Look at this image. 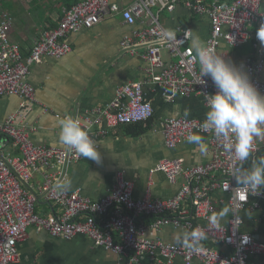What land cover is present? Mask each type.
Segmentation results:
<instances>
[{
  "label": "built area",
  "instance_id": "2783aa9c",
  "mask_svg": "<svg viewBox=\"0 0 264 264\" xmlns=\"http://www.w3.org/2000/svg\"><path fill=\"white\" fill-rule=\"evenodd\" d=\"M23 0H0V101L5 97L22 99V113L0 121V264H19V244L26 240L31 227L47 231L54 237L66 241L78 236L89 237L98 246L118 255L128 257L123 264H176L179 258L187 264L201 261L204 264H250L253 257L264 255V242L258 231L245 232L242 213L252 203V198L261 196L256 191L240 188L232 177L234 169H247L253 160L264 157V143H254L248 161L240 162L222 147L211 131H201L203 121L170 119L165 124V140L170 150L187 142L189 134L209 138L212 159L206 164L186 167L183 159H164L152 171L164 173L180 191L170 199H145L135 197V183L125 172H119L113 190L100 201L83 195L80 191L66 192L55 188L57 183L69 181V168L84 157L67 147L33 143L31 131L19 122L25 120L28 105L36 102V91L28 79L31 69L45 59L61 60L72 50L67 40L71 35L92 30L106 18L121 14L126 24L137 30L122 44L123 50L139 56L147 63L149 85L159 87L169 103L180 98L203 97L215 92L212 81L201 76L198 60L191 46L194 36L191 28L181 27L176 40L156 43L165 30L162 16L175 13L179 0H136L128 9L113 3V0H79L71 9L64 10L58 28L45 32L41 41L35 43L29 57L22 55L19 46L13 44L10 35L14 27L12 14L6 5ZM263 0H236L224 4L221 0H187L186 6L194 16H209L212 21L210 42L217 54L227 46L237 50L250 41L249 29L260 21ZM158 9L156 14L153 10ZM166 53L170 56L169 65ZM251 82L264 95V83L260 81L262 64L252 60L245 63ZM145 83L125 85L118 91L115 102L106 110L98 109L84 118L82 125L98 144L110 132L128 126L148 124L155 118V109L146 101ZM205 99V98H204ZM106 125V129H103ZM101 127L95 132L96 127ZM39 173L44 182L38 192L27 185ZM229 196L231 218L227 224L219 222L213 226L208 218L219 215L215 202L216 193ZM43 197L57 203L62 213L48 218L40 216L37 206ZM146 220L151 221L146 223ZM182 228L185 232L200 227L206 238L200 242L199 250L192 251L181 243H168L161 238L148 236L149 230L161 232L164 227ZM210 242L225 247L227 251L214 248Z\"/></svg>",
  "mask_w": 264,
  "mask_h": 264
},
{
  "label": "crops",
  "instance_id": "0c3cea01",
  "mask_svg": "<svg viewBox=\"0 0 264 264\" xmlns=\"http://www.w3.org/2000/svg\"><path fill=\"white\" fill-rule=\"evenodd\" d=\"M66 1L73 0H23L20 6L19 18L22 19L18 34L23 57L31 54L35 43L43 38L45 32L58 28L63 19ZM136 0H113L122 10H128ZM180 4L171 19L162 16L165 29L175 34L179 28H191L194 35H199L203 41H210L212 36V21L209 16H194L186 6L187 0H179ZM214 0H209L211 4ZM224 4H233L236 0H221ZM33 5H46L45 20L39 26L33 22L34 15L29 8ZM32 5V6H33ZM49 5H52L50 8ZM260 21L249 29L250 41L237 50L223 47L231 62L242 67L247 72L245 63L252 60L254 64H262L259 75L264 83V44L256 37L257 30L264 25V0L260 8ZM173 17V19H172ZM31 27L28 29V23ZM35 25V26H34ZM145 26L132 28L128 26L121 14L106 18L103 23L92 30L71 35L67 42L72 53L61 60L45 59L40 65L31 69L29 83L36 91V102L28 105L25 120L21 125L32 133V141L36 144L66 147L59 141L58 121L66 115L84 118L98 110H106L115 102L118 91L125 85L145 83L146 101L155 109V118L144 128L135 126L121 127L110 132L101 143L98 150L101 162L88 158L71 165L69 181L71 191H80L83 195L100 201L114 188L119 172H125L135 183V197L145 199L148 195L155 200L173 198L181 189L182 182L172 184L164 173L152 174V171L164 159H183L186 167L206 164L212 159L209 138L202 136L207 144V153L201 154L196 144L182 143L176 149L170 150L165 140V124L170 119H188L204 121L208 111L203 97L193 96L180 98L175 103H169L161 88L149 85L148 65L141 57L132 56L123 50L122 44L134 33ZM166 61L171 65L170 56L166 53ZM249 76V75H248ZM23 100L16 97H5L0 101V121L17 113H22ZM187 110V115L185 111ZM106 129V125H103ZM101 127H96L99 132ZM147 130L141 135V131ZM254 143H264V137ZM44 176L39 173L27 188L38 192L44 182ZM264 195V189H262ZM37 212L48 218L60 215L61 207L55 202H49L40 197ZM220 213L225 208L229 211L220 218V223L227 224L231 218L229 196L224 193L214 195ZM252 203H258L259 208L248 206L242 213L245 232L258 231L264 242V197L252 198ZM219 213V214H220ZM151 221L146 220V223ZM185 232L182 228L167 226L161 232L148 231L151 238H161L168 243L177 244L175 236ZM214 248L227 251L225 247L210 242ZM19 264H123L128 257L118 255L98 246L86 236H78L66 241L54 237L47 231L31 227L28 237L19 244ZM145 264H150L148 261ZM176 264H187L179 258ZM193 264H204L195 261ZM250 264H264V255L253 257Z\"/></svg>",
  "mask_w": 264,
  "mask_h": 264
},
{
  "label": "clouds",
  "instance_id": "9594fccd",
  "mask_svg": "<svg viewBox=\"0 0 264 264\" xmlns=\"http://www.w3.org/2000/svg\"><path fill=\"white\" fill-rule=\"evenodd\" d=\"M257 39L264 44V25L256 32ZM176 40L172 30L165 29L159 41L171 44ZM191 46L198 60L201 76L212 81L215 92L204 96L208 111L200 125L201 131H211L222 147L240 162L249 160L254 142L264 137V95L251 82L246 71L233 62L225 60V55L217 54L210 41H203L199 35L192 37ZM187 110L185 115H187ZM59 141L84 158L101 162L98 144L90 137L88 130L78 117L66 115L58 121ZM187 142L196 144L201 154L207 153V144L201 135L189 134ZM232 177L240 188L256 191L264 189V157L253 160L251 167L234 169ZM55 188L66 192L71 182L57 183ZM225 208L219 215L213 214L209 224L216 226L220 218L227 214ZM177 243L192 251H198L202 240L206 238L204 229L197 227L191 232H182L175 237Z\"/></svg>",
  "mask_w": 264,
  "mask_h": 264
},
{
  "label": "rangeland",
  "instance_id": "374dc122",
  "mask_svg": "<svg viewBox=\"0 0 264 264\" xmlns=\"http://www.w3.org/2000/svg\"><path fill=\"white\" fill-rule=\"evenodd\" d=\"M22 2L20 3H15V4H11L14 8V10L11 12L13 18H14V27L12 29L11 35H10V40L13 44L15 45H20V40H19V36L18 34L20 33V26L22 25V19L19 18V12L20 11V6H22ZM29 8L32 9L31 11V15H34V19L33 22L36 23V26H39L41 23H43V21L45 20V10H47V6L46 5H38L35 4L33 5L31 2L28 3ZM33 5V6H32ZM50 8L52 7V5H49ZM154 13L159 14V10L155 9L153 10ZM165 19H171V15L166 13L164 15V21ZM173 19V17H172ZM28 29L29 27H31L30 22L28 23ZM35 26V25H34Z\"/></svg>",
  "mask_w": 264,
  "mask_h": 264
},
{
  "label": "trees",
  "instance_id": "16d2710c",
  "mask_svg": "<svg viewBox=\"0 0 264 264\" xmlns=\"http://www.w3.org/2000/svg\"><path fill=\"white\" fill-rule=\"evenodd\" d=\"M78 3H79V0H73V2H71L70 4L68 3V1H66V4H65V5H66L67 9H71L72 7L76 6ZM13 8H14V7H13L11 4L5 6V9H6L7 11H9L10 13L14 10ZM24 57H25V56H24ZM27 57H29V56H27ZM27 57H25V58H27ZM136 127L144 128L143 125H138V126H136ZM146 132H147V130L144 129L143 131H141V135H142V134H145ZM248 168H250V165H249ZM248 168H247V169H248Z\"/></svg>",
  "mask_w": 264,
  "mask_h": 264
},
{
  "label": "water",
  "instance_id": "95a60500",
  "mask_svg": "<svg viewBox=\"0 0 264 264\" xmlns=\"http://www.w3.org/2000/svg\"><path fill=\"white\" fill-rule=\"evenodd\" d=\"M0 159H3L2 155L0 154Z\"/></svg>",
  "mask_w": 264,
  "mask_h": 264
}]
</instances>
